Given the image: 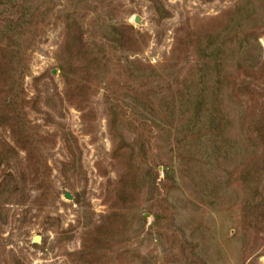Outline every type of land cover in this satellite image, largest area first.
Instances as JSON below:
<instances>
[{
	"label": "rangeland",
	"instance_id": "obj_1",
	"mask_svg": "<svg viewBox=\"0 0 264 264\" xmlns=\"http://www.w3.org/2000/svg\"><path fill=\"white\" fill-rule=\"evenodd\" d=\"M1 59L0 264H264V0H0Z\"/></svg>",
	"mask_w": 264,
	"mask_h": 264
},
{
	"label": "trees",
	"instance_id": "obj_2",
	"mask_svg": "<svg viewBox=\"0 0 264 264\" xmlns=\"http://www.w3.org/2000/svg\"><path fill=\"white\" fill-rule=\"evenodd\" d=\"M3 61H4V59L0 60V73L3 72L4 70H6V64ZM241 89H245L246 92H250V96L253 98V96H252L253 94L252 93H254V92H252L250 83H245ZM255 115H256V107L250 105L249 108H248V111H247V115H246L247 116L246 117V119H247L246 123H247L248 126L251 127V128H249L251 131H259L258 132L259 136H262L261 134L263 133V131L258 128L260 123H259V121L257 119H255ZM104 226H106V225L97 227L96 235L99 238L93 239L94 242H96V243H98V242L100 243L102 241L104 242V240L101 238L103 236V234L106 233V228ZM90 248H91L90 245L88 247V245L85 244L84 245V250L82 252L73 254V256H78L79 255L77 257V262H80L79 264H89V263H86L85 261L87 260V258L89 256H92L93 250H91Z\"/></svg>",
	"mask_w": 264,
	"mask_h": 264
},
{
	"label": "water",
	"instance_id": "obj_3",
	"mask_svg": "<svg viewBox=\"0 0 264 264\" xmlns=\"http://www.w3.org/2000/svg\"><path fill=\"white\" fill-rule=\"evenodd\" d=\"M136 22H139V20L136 19ZM65 197H66L67 199H71V195H70L69 193H66ZM32 242H33L34 244H38V243H40V242H41V236H35V237L33 238Z\"/></svg>",
	"mask_w": 264,
	"mask_h": 264
}]
</instances>
